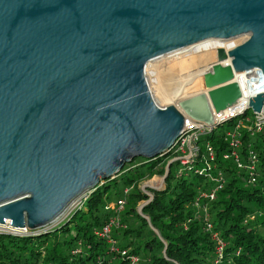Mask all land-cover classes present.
<instances>
[{
  "label": "water",
  "instance_id": "1",
  "mask_svg": "<svg viewBox=\"0 0 264 264\" xmlns=\"http://www.w3.org/2000/svg\"><path fill=\"white\" fill-rule=\"evenodd\" d=\"M237 38L200 75L213 84L155 101L149 62ZM254 68L264 75V0H0V224L45 229L135 158L173 151L189 120L215 128ZM248 110H264V91Z\"/></svg>",
  "mask_w": 264,
  "mask_h": 264
},
{
  "label": "trees",
  "instance_id": "2",
  "mask_svg": "<svg viewBox=\"0 0 264 264\" xmlns=\"http://www.w3.org/2000/svg\"><path fill=\"white\" fill-rule=\"evenodd\" d=\"M198 144L192 163L175 160L169 171L173 151L135 158L50 229L0 233V264H264V129L249 110ZM157 175L166 186L141 213L139 185Z\"/></svg>",
  "mask_w": 264,
  "mask_h": 264
},
{
  "label": "built area",
  "instance_id": "3",
  "mask_svg": "<svg viewBox=\"0 0 264 264\" xmlns=\"http://www.w3.org/2000/svg\"><path fill=\"white\" fill-rule=\"evenodd\" d=\"M241 38L237 39H232V40H222L223 42H226L227 44L235 43V41L240 40ZM207 41V40H206ZM199 43H196L194 45H199ZM189 47V46H188ZM182 49L173 51L171 53L162 55L160 57L155 58L151 62H149L147 68H146V80L148 83V87L154 97V92L152 90V81H151V76L150 73L152 70L156 69L159 70L162 67H164L165 64L167 63H172L175 62L174 60H180V58L190 56L192 53H187L181 51ZM195 54V53H193ZM160 67V68H159ZM238 82L240 83L242 87L243 94L242 96L238 99V101L228 107L225 110H222L220 112H215L214 114V127H217L220 124L227 123L229 120L237 118L239 116H242L246 114L247 111H249V101L250 98L255 96L259 92L264 91V75L259 68H254L249 71H243L239 72L236 74L235 77ZM164 107V106H162ZM255 125L257 126V130H262L264 129V112L260 113H255ZM186 129L187 133L177 140L175 146L173 147V159L174 161H180L183 165H188L192 163L195 157L199 156L200 153V148L198 144L199 137L201 134L207 132L209 129H212L211 127L205 126L204 124L196 123L193 121H188L186 124ZM233 136V139L231 141V146L233 148L238 147L240 145L239 140L236 139L235 134H231ZM208 151L210 154L211 159H213V148L211 146H208ZM185 152H189V155H185ZM234 155L237 156L236 152H233ZM178 158V159H176ZM179 158H183L179 160ZM185 158V159H184ZM255 159V158H254ZM173 162V161H172ZM241 167L242 164H239ZM212 197L214 194L212 193ZM126 204L125 199H120L118 201V210H122ZM116 220H112V224ZM111 230V225L108 224L105 226L103 230V235H108ZM29 232L28 230H17L11 227L10 223L7 221L5 224H0V233H11V234H26ZM123 255H125V252H123ZM136 260V259H135ZM134 260V261H135Z\"/></svg>",
  "mask_w": 264,
  "mask_h": 264
},
{
  "label": "rangeland",
  "instance_id": "4",
  "mask_svg": "<svg viewBox=\"0 0 264 264\" xmlns=\"http://www.w3.org/2000/svg\"><path fill=\"white\" fill-rule=\"evenodd\" d=\"M214 54L208 56V57H204V60L202 63H198V64H189L187 65L185 68L176 70V71H171L169 72V67H171L170 63H167L164 65V72L161 73V75L164 73V76L162 78L161 81V85L166 88V90H170L171 92L173 90H176V87H179L181 81L184 79V77L190 73H199L200 72V68L202 67H206L210 64L209 61H212L214 59ZM201 60V59H199ZM151 64V63H150ZM149 64V66H150ZM170 65V66H169ZM151 76V81H152V74L150 73ZM196 79V78H195ZM198 81H195L194 83H192L190 86H188V88L186 89V94L183 96H186L188 94L191 93H195L200 91L201 89L207 88V83L211 82V84H213L212 80L203 81V78L199 80V78L197 79ZM152 89L154 91V98L155 101L160 105V106H167L169 104H173L176 102V100L174 101L173 99H164L162 97V95L160 93L157 92L156 86L154 85L153 81H152ZM264 112V110H263ZM254 115H256L254 113ZM185 155H189V152H185ZM175 159V158H173ZM173 159H171L169 162L174 161ZM178 159V158H176ZM183 158H179V160H181ZM185 159V158H184ZM168 162V163H169ZM166 175H160V176H155L150 180L144 181L142 182L139 187H141L144 192L148 195V199L143 201L139 207L140 212H143V208L145 205H147L148 203H150V201L153 199V193L156 190H161L163 188H165L166 186ZM86 199V198H78L76 199L64 212V214L57 219V221H55L54 223L50 224L47 228L45 229H50L52 226L62 222L75 208H78L81 204V202Z\"/></svg>",
  "mask_w": 264,
  "mask_h": 264
},
{
  "label": "bare ground",
  "instance_id": "5",
  "mask_svg": "<svg viewBox=\"0 0 264 264\" xmlns=\"http://www.w3.org/2000/svg\"><path fill=\"white\" fill-rule=\"evenodd\" d=\"M232 44V43H231ZM231 44H227L226 42H223L221 39H209L207 41L200 42L199 45H191L189 47L182 48L181 51L192 53L190 56L180 58V60H174L175 62H172L169 67V72L176 71L182 68H185L189 64H198L202 63L204 60V57H208L214 53H216V50L219 47H224L226 50H229L232 48ZM195 53V54H193ZM201 59V60H199ZM169 65V66H170ZM210 66L202 67L200 68L199 73H190L184 77V79L181 81L179 87H176V90H173L172 92L169 90H166L161 85L162 78L164 76V73L161 75L162 72H164V67L161 66L159 70H152V81L154 85L156 86L157 92L162 95L164 99H173L176 102L185 95L186 89L188 86H190L195 81H198L197 79L205 72H208L210 70ZM196 78V79H195ZM153 90V89H152ZM154 92V91H153ZM215 113V112H214ZM215 115V114H214Z\"/></svg>",
  "mask_w": 264,
  "mask_h": 264
}]
</instances>
